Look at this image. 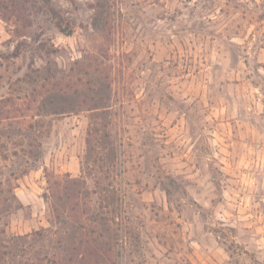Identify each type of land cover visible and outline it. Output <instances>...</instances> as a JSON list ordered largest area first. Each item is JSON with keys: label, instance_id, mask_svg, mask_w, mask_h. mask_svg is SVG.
<instances>
[{"label": "rangeland", "instance_id": "rangeland-1", "mask_svg": "<svg viewBox=\"0 0 264 264\" xmlns=\"http://www.w3.org/2000/svg\"><path fill=\"white\" fill-rule=\"evenodd\" d=\"M50 4L0 12V264H264V0Z\"/></svg>", "mask_w": 264, "mask_h": 264}, {"label": "trees", "instance_id": "trees-1", "mask_svg": "<svg viewBox=\"0 0 264 264\" xmlns=\"http://www.w3.org/2000/svg\"><path fill=\"white\" fill-rule=\"evenodd\" d=\"M39 2V4H36ZM0 12L9 13L17 20H26L33 12L47 14L54 20L56 26L65 34L72 33L68 20L55 10L50 0H0Z\"/></svg>", "mask_w": 264, "mask_h": 264}]
</instances>
